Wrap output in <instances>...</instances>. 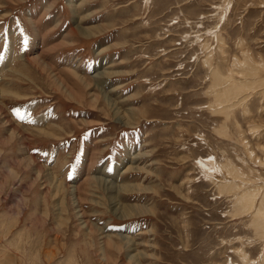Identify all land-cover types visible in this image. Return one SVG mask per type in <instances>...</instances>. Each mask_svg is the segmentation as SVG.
I'll use <instances>...</instances> for the list:
<instances>
[{
	"label": "rangeland",
	"instance_id": "obj_1",
	"mask_svg": "<svg viewBox=\"0 0 264 264\" xmlns=\"http://www.w3.org/2000/svg\"><path fill=\"white\" fill-rule=\"evenodd\" d=\"M0 264H264V0H0Z\"/></svg>",
	"mask_w": 264,
	"mask_h": 264
},
{
	"label": "snow or ice",
	"instance_id": "obj_2",
	"mask_svg": "<svg viewBox=\"0 0 264 264\" xmlns=\"http://www.w3.org/2000/svg\"><path fill=\"white\" fill-rule=\"evenodd\" d=\"M16 115H17V117H18L19 119H21V120H24V119H25L24 115L21 114L19 111L16 112ZM69 178H70V177H69Z\"/></svg>",
	"mask_w": 264,
	"mask_h": 264
}]
</instances>
